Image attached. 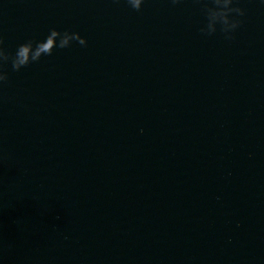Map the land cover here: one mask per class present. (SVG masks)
Wrapping results in <instances>:
<instances>
[{
	"label": "water",
	"instance_id": "water-1",
	"mask_svg": "<svg viewBox=\"0 0 264 264\" xmlns=\"http://www.w3.org/2000/svg\"><path fill=\"white\" fill-rule=\"evenodd\" d=\"M0 0V264H264V0Z\"/></svg>",
	"mask_w": 264,
	"mask_h": 264
},
{
	"label": "clouds",
	"instance_id": "clouds-1",
	"mask_svg": "<svg viewBox=\"0 0 264 264\" xmlns=\"http://www.w3.org/2000/svg\"><path fill=\"white\" fill-rule=\"evenodd\" d=\"M172 2L178 3L179 0H172ZM198 2L203 4V10L207 15V24L200 31L212 35L219 27L226 39H232L235 30L242 23L240 17L245 15V9L238 6L237 0H198ZM128 3L133 9L139 11L144 0H128ZM73 41H77L80 45L87 44V38L79 32L52 28L43 40L24 42L13 53L4 46V38L0 36V86L9 79V73L6 70L9 62L14 71H19L30 63L39 61L43 56L51 55L57 47L71 46Z\"/></svg>",
	"mask_w": 264,
	"mask_h": 264
}]
</instances>
